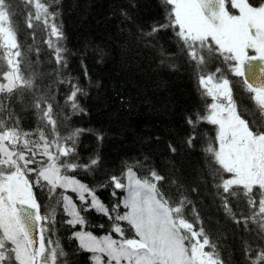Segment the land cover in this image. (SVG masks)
I'll return each mask as SVG.
<instances>
[{"label": "snow or ice", "instance_id": "1", "mask_svg": "<svg viewBox=\"0 0 264 264\" xmlns=\"http://www.w3.org/2000/svg\"><path fill=\"white\" fill-rule=\"evenodd\" d=\"M59 3V0H52ZM136 7L135 0H130ZM171 6L167 22H155L150 29H140L138 40L146 46L159 42V33L172 30L178 40L179 53L184 63L189 65L198 77V85L203 95L210 98L206 111H193L186 115L188 126L181 143L189 148L196 146L200 137V125L215 127L214 143L206 149L227 176H220L215 185L223 210L237 224L251 231L250 223L264 233V0H164ZM25 5L26 27L34 29L33 20L42 22L48 31L49 39L44 43L54 50L56 71L62 74L68 68L65 48L57 43L64 33L55 23L56 12L41 0H23ZM35 9L34 13L32 9ZM19 5L13 0H0V59L6 61V71H0V264H59L60 245L45 233L54 222L55 209L41 213L36 189L48 194L49 200L62 197L64 221L72 228L86 224L82 213L95 210L111 221V229L119 240L110 236L98 240L90 232L77 230L73 237L79 241L81 249L93 253L95 264H100L96 253L108 257V264H224L217 252V245L210 240L205 228L195 229L184 216L185 206L192 201L180 193L173 200L162 192L158 185L167 182V177L150 165V178L137 177L133 168L126 165L127 171L120 175L107 172L102 180L89 186L67 172L83 169L96 173L103 170L100 152L81 161L76 148L79 135L89 129H75L67 136L57 132L51 97L36 89L33 75L26 76L21 70L23 53L18 43L17 32L13 27V17L18 14ZM235 10V11H232ZM125 20L134 21L127 8L121 9ZM55 38V41L51 39ZM222 57L228 70L236 77H244L245 90L251 94L255 111L245 116L238 110L234 99L232 81L222 69L205 73L204 66L212 55ZM173 53L159 50V64L172 69L176 64L169 57ZM256 62V63H254ZM83 74L93 83L87 65ZM260 65L259 77L254 75L256 64ZM251 76V79L248 77ZM61 84L70 86L66 95V106L73 113L83 112L78 96H87V89L78 78L63 76ZM97 87L99 84L97 83ZM26 90H32L33 100L26 107H32L41 121L51 126V135L42 129L36 133L20 126V117L14 111L13 102L25 97ZM5 100L8 103H5ZM67 118V113H65ZM38 134V138H33ZM99 143H103V133H95ZM159 140V137H156ZM168 150L178 153L176 144L169 142ZM149 160L147 155L141 165ZM35 177L32 179V177ZM177 189L183 188L179 176L171 181ZM111 187L112 196L118 191L127 194L109 208L97 195L98 190ZM60 189L62 192L58 193ZM242 190V191H238ZM76 194L79 206L68 192ZM192 191L198 192L196 187ZM243 198L246 209L239 213L233 210L231 198ZM60 203L59 200L56 201ZM121 206L126 209L119 211ZM196 212L195 207L192 209ZM197 223H201L196 216ZM126 222L134 232L128 237L121 226ZM103 227V225H100ZM37 230L38 238L33 235ZM206 249H211L210 251ZM246 264H264V247L255 251L251 245L243 249ZM65 264H68L65 261Z\"/></svg>", "mask_w": 264, "mask_h": 264}, {"label": "trees", "instance_id": "2", "mask_svg": "<svg viewBox=\"0 0 264 264\" xmlns=\"http://www.w3.org/2000/svg\"><path fill=\"white\" fill-rule=\"evenodd\" d=\"M13 2L19 5L18 14L13 17V27L23 53L22 72L26 76L35 73L36 89L51 97L58 120L57 132L61 136H67L75 129L91 130L77 138L76 148L81 161H87L97 151L103 159V170L99 172L78 169L67 172V175L92 186L107 172L120 175L122 171H127L126 165L133 168L137 177L150 178L147 166L150 165L168 178L167 182L158 185L162 192L173 200H178L183 193L192 201L185 206V218L193 223L195 229L205 228L210 240L216 243L224 264H246L245 247L251 245L255 251L264 247V233H260L255 224L250 223L251 231L245 229L242 223L237 224L225 213L220 197L216 195L215 185L220 176L227 174L219 170L214 157L206 151L209 145L216 147L215 127L201 124L200 137L194 148L181 143L188 128L186 115L193 111L204 113L211 101L203 95L193 69L183 62L174 32L170 29L162 31L159 42L151 46L137 39L141 28L148 30L155 22L166 23L171 6L166 5L164 0H135L136 7L131 6L130 0H59V3L41 0L49 11L56 12L54 22L64 33L57 43L67 50L64 55L68 68L58 74L54 50L44 43L50 38L48 31L42 22L35 20L34 29H28L25 15L21 14L25 13L23 0ZM122 8L128 9L135 22L123 18ZM32 11L34 13L35 9ZM51 39L55 41L54 37ZM161 47L173 53L169 59L176 64L175 69L159 64ZM82 61L87 65L93 83L84 77ZM217 67L232 81L238 110L249 116L250 111H255V105L251 94L244 88L242 77L232 75L223 58L213 54L204 66L205 73ZM6 70V61L0 59V71ZM63 76L78 78L87 89V96H78L83 112L73 113L66 106L65 98L70 86L60 83ZM32 100V90H26L23 99L18 97L13 102L14 111L20 117V126L33 133L39 128L51 135V126L41 121L34 108L25 106ZM5 103L8 101L5 100ZM97 132L104 135L102 144L96 138ZM33 138H38V134ZM169 142L176 144L177 154L170 153ZM145 155L149 157L145 165L137 163L138 160L143 161ZM177 176L184 185L179 190L171 183ZM193 187L199 191H192ZM35 191L42 214L55 209L54 222L48 225L51 231L45 236L58 243V251L65 253L58 258L59 264H65V261L68 264H94L90 252L81 249L79 241L73 237L79 226L74 229L64 223L69 217L63 212L62 197L58 195L55 200H49L46 192L39 188ZM111 192V187L97 192L109 208L124 196L123 191H118L115 197ZM67 195L79 206L75 193L69 191ZM231 203L237 213L240 208L247 207L242 197L231 198ZM193 207L196 212L192 211ZM119 211L123 213L125 209L121 206ZM197 214L202 224L197 223ZM82 215L86 217L83 227L86 232L93 236L116 237L111 221L102 214L90 210ZM121 226L126 236L134 235L126 222H122Z\"/></svg>", "mask_w": 264, "mask_h": 264}, {"label": "rangeland", "instance_id": "3", "mask_svg": "<svg viewBox=\"0 0 264 264\" xmlns=\"http://www.w3.org/2000/svg\"><path fill=\"white\" fill-rule=\"evenodd\" d=\"M233 11H235V10H233ZM3 17H0V19H2ZM123 193H124V196H126V192L125 191H123ZM123 196V197H124ZM122 197V198H123ZM125 211H126V209H125ZM78 230H82V231H85V230H83V228L81 229L80 228V226H79V229ZM86 232V231H85ZM134 233V232H133ZM106 236H109V235H104V236H95L98 240H102L104 237H106ZM134 235H131L130 237H133ZM111 237V236H110ZM112 239H116V240H119V236H117V234H116V237L114 238V237H111ZM207 250V249H206ZM208 251H210V250H208ZM90 254H91V258L93 257V253H91L90 252ZM95 255H97V256H99L100 257V264H108V257L105 255V254H103V253H96ZM93 260V259H92ZM93 262H94V264H95V261L93 260ZM112 264H115V262L113 261L112 262Z\"/></svg>", "mask_w": 264, "mask_h": 264}, {"label": "water", "instance_id": "4", "mask_svg": "<svg viewBox=\"0 0 264 264\" xmlns=\"http://www.w3.org/2000/svg\"><path fill=\"white\" fill-rule=\"evenodd\" d=\"M254 63H256V62H254ZM254 75L256 77H259L261 75V73H260V65L258 63L256 64V67L254 69ZM248 78L251 79V76H249ZM242 79H244V77H242ZM33 235L38 238V233H37V230L35 228L33 229Z\"/></svg>", "mask_w": 264, "mask_h": 264}]
</instances>
